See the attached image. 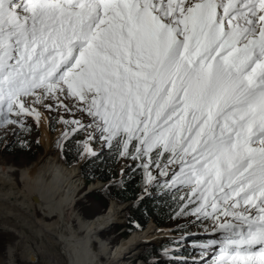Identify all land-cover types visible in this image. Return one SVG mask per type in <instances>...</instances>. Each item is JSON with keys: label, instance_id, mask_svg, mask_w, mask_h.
<instances>
[{"label": "snow or ice", "instance_id": "snow-or-ice-1", "mask_svg": "<svg viewBox=\"0 0 264 264\" xmlns=\"http://www.w3.org/2000/svg\"><path fill=\"white\" fill-rule=\"evenodd\" d=\"M42 110L209 222L167 264H264V0H0L4 141Z\"/></svg>", "mask_w": 264, "mask_h": 264}, {"label": "bare ground", "instance_id": "bare-ground-1", "mask_svg": "<svg viewBox=\"0 0 264 264\" xmlns=\"http://www.w3.org/2000/svg\"><path fill=\"white\" fill-rule=\"evenodd\" d=\"M46 115L48 114L46 113ZM46 115L43 114L40 118V129L43 131L44 147L46 151H50L56 138L51 137L53 132L49 131V118ZM56 134L58 136V131ZM63 165L69 169L60 165L56 156L46 154L41 161L34 163L31 167L23 168L24 185L21 182L22 186L16 179L17 173L14 169L0 167V226L12 227L13 230L10 231H13L12 234L17 235L19 239L16 247L21 250L20 258L26 262L31 261L35 256L44 258L50 247L47 242H54L66 257H63L59 264H101L97 256L98 253L94 252L92 245L97 241L94 239L97 236L92 238L93 233L86 229L94 227V230L98 229L97 232H99L105 226H109L112 221L117 220L114 219L117 216L123 215V218L129 204L124 203L125 205L121 207L117 206L114 213H110L104 219L98 220L92 217L91 220H85L76 213L75 207L77 203L75 198L79 189L75 178L80 175L79 167L77 165L68 166L64 162ZM73 166H76L79 171ZM70 169L74 170L77 175ZM95 185L91 188H94ZM100 187L99 183L94 189L97 190ZM32 197L39 202L47 203L46 208L43 204V215L33 208L35 202ZM52 211L56 213L47 214ZM45 215H48L50 219H47ZM74 217L80 224L79 228L73 223ZM155 226L157 228L150 225L143 231H133L129 238H127L128 236L123 237L124 240L121 239L122 241L118 242L113 251H109L108 245L104 242L101 251L105 255L109 253L108 260L104 264L117 262L126 253H131L142 244L147 243L159 227ZM82 231L85 232L81 234ZM102 240H100V244ZM38 241L41 242V246ZM12 250L15 249L12 248ZM14 260L13 257L11 264H15ZM44 262H48L47 259ZM138 264H142V262Z\"/></svg>", "mask_w": 264, "mask_h": 264}, {"label": "rangeland", "instance_id": "rangeland-1", "mask_svg": "<svg viewBox=\"0 0 264 264\" xmlns=\"http://www.w3.org/2000/svg\"><path fill=\"white\" fill-rule=\"evenodd\" d=\"M45 112V113H43ZM41 114V117L43 114L46 115V113H48L49 117H50V122H53V113L57 114L56 117H58V115H61L63 112H47V111H43ZM48 115H46L48 117ZM70 115H72V119L75 118H80L81 121L87 122V117L81 115L79 112L73 114L70 113ZM67 119H70L69 117H66ZM26 121L28 120V118H26ZM49 124V123H48ZM42 126V123H41ZM54 130L52 131V135L51 137L54 139V143H53V147H51L50 151H46L44 144L42 142V137H43V131H41V129H39V131L37 133L31 134V135H27L24 138H20V133L16 131V135H11V133H9L8 135V140L5 142L3 139V135H0V167L4 168V167H10L11 169H14L17 173L16 175V179L17 181L21 184H23V180H24V175H23V168L25 169L26 167H31L34 163L41 161L42 158L45 157L46 154H48L49 156H56L59 159V163L60 165L66 167L65 165H63V162L66 163L63 159V154H62V147H63V143L60 141L61 138H59V132H61L63 130V125H55L54 126ZM60 128V129H59ZM58 131V136L56 134V132ZM88 132H91V129L88 130ZM88 132H84V131H80L79 135L81 136V138H83V135H86ZM76 136H78V134L75 133ZM18 138V140L20 141H26L27 146L26 149H29L28 152H21V153H16V152H9V150H6L5 147V143H9L10 140H15ZM80 139H76L77 143H81L82 140ZM37 143V147L34 146L33 144ZM100 147L99 144L96 145V149H98ZM83 149L80 150V152H82ZM79 152V153H80ZM78 153V155H79ZM84 157V158H83ZM80 160V162L78 163H73L70 165H78L80 166L79 170V176L75 173L74 170H71L74 174L77 175V177L75 178V182L76 184L79 186V189L77 191L76 194V213H78V215H81L85 220H91L92 217L96 216L98 219H104L107 215V211L110 210V212L113 214L114 210L116 209L117 206H123L125 205L124 203H126L127 205L129 204V208H130V202H122L121 204L118 203H114V204H110L109 202L111 201V199L108 200L107 205L104 206V201H103V196L100 195L99 193H97L99 191L100 188H102V186L104 185V181L98 179L96 181H92L90 183H86L85 179L82 177L81 175V164L83 161H85V159L87 158V155L83 156ZM61 159V160H60ZM83 160V161H82ZM62 163H61V162ZM82 161V162H81ZM67 164V163H66ZM130 162L125 161V160H120L119 164H118V169H119V177L120 174L122 172V169L126 168L127 165H129ZM69 165V164H67ZM68 168V167H66ZM69 169V168H68ZM78 170V171H79ZM13 176V174H12ZM21 178V179H20ZM84 179V180H83ZM74 181V180H73ZM101 184V187L99 189H94L97 184ZM21 184V186H22ZM94 184H96L94 186V188H91ZM24 185V184H23ZM24 188H26L24 186ZM86 193V194H85ZM86 195V196H84ZM34 202H35V210H37V212L39 214L43 215V208L47 207V203L41 201H37L35 200L34 197H32ZM115 201V200H114ZM117 202V201H116ZM120 203V202H119ZM43 204H45V206L43 207ZM109 204V205H108ZM39 205V207H38ZM129 208L126 211V216L124 218H122V216L120 217H116L114 219H117L116 222L112 223L109 226H105L103 229H101L99 232L98 229L94 230L95 228L92 227L91 229L88 228L86 229V231H90L91 233H93V237L94 236L97 238V241L92 244L93 245V250L94 252L98 253V258H99V262L101 264H104L107 262L108 260V254L109 253H105L103 254V251H101L102 245L105 242L106 245H108L109 247V251H113L115 250L114 247H116V245L118 244V242L123 239V235L122 232L125 231V223L127 221V216L129 214ZM107 209V210H104ZM56 212L52 211L49 212L47 214H55ZM101 213V214H100ZM40 215V216H42ZM119 215V213H118ZM45 217L47 219H50V217L48 215H45ZM8 224H10L9 222H7ZM73 223L75 224V226H77L78 228L80 227L79 222H77V219L74 217L73 219ZM182 223V224H180ZM208 221H205V223L203 225L207 226ZM94 224V222H93ZM155 223L153 221H150L148 223V225L146 226L145 229H147L150 225H152L153 227L157 228L155 225ZM180 224V225H179ZM199 221L194 217V218H186V219H172L170 221H168L164 227L159 226L158 229L155 232V235L151 238V240L147 241V243L142 244L141 246H139L136 250H133L131 253H126L119 261L114 262L112 264H138L141 263V261H143L141 259V257H138L139 255H141L143 252H145V250L151 248L152 246H154L155 244H161L163 242V238L167 237L168 235H172L171 232L173 231V228L179 227V226H185L190 228V230H196L198 229L200 226L199 225ZM119 226H124L123 228H118ZM202 226V225H201ZM2 228H0V261H8V264H11L13 257L15 258L14 263L15 264H59V262L61 261V259L63 257H65V254H62L63 251H61L57 245L54 242H47V244L50 246L49 247V251L48 253L45 254L44 258L35 256V258L31 259V261H25L24 259H21V250H19L16 246L18 243V236L13 235L12 232L10 230H13L12 227L9 226H0ZM161 227V228H160ZM143 231V230H142ZM85 231H82L81 234H83ZM131 236L128 235L127 238H129ZM200 238H204L207 239V235L206 234H199L197 235ZM99 238V239H98ZM103 240H102V239ZM125 238V239H127ZM100 240L101 244H100ZM105 240V241H104ZM124 240V239H123ZM99 241V244H98ZM122 241V240H121ZM120 241V242H121ZM39 245L41 244L40 241ZM41 246V245H40ZM12 248H14L15 250H12ZM142 249V250H141ZM141 251V252H140ZM60 253V254H59ZM194 253V252H193ZM197 254V253H194ZM13 255V256H12ZM66 258V257H65ZM47 259L48 262H44V260ZM52 259V260H51ZM51 261V262H49Z\"/></svg>", "mask_w": 264, "mask_h": 264}, {"label": "trees", "instance_id": "trees-1", "mask_svg": "<svg viewBox=\"0 0 264 264\" xmlns=\"http://www.w3.org/2000/svg\"><path fill=\"white\" fill-rule=\"evenodd\" d=\"M69 128L70 127H68V129ZM73 134H71L72 138L63 142L64 145L62 147L63 159L67 164H69L68 166H72L70 164L80 162L82 158L78 155V153L80 152L81 147L83 148V143L76 142V139H80L81 136L78 134V136L75 135L73 137ZM81 140L84 142L86 138H81ZM33 145L37 147V143H34ZM65 145L70 146L68 151H65ZM26 146L27 143L23 144L20 140H10L8 147H4V149L6 148V150H9L11 153L28 152L29 149H26ZM86 160L88 163L83 161L81 164V175L85 179L86 183H90L98 179L104 181V185L97 192L103 196L104 206L107 205L109 199H112L109 202L110 204L117 202L131 203L130 208L128 207L129 214L124 225V229L126 230L122 232L123 237H127L135 230L145 228L150 221H153L158 226L164 227L168 221L178 219L173 214V210L176 208V203L172 197H163L159 191L151 197L143 194L145 184L144 174L141 170L137 169L133 173L135 179L125 177L124 174L119 177L118 164L121 158L113 156L110 152H105L98 160H93L91 157ZM76 169L78 170L77 167ZM110 213L111 212L109 210L106 215H109ZM93 218L98 219L96 216ZM98 220H101V218ZM116 221L117 220H114L112 223ZM124 226H119L118 228L120 229ZM139 257H141L146 264H157V261H160V264H167L164 257L163 245L155 244L151 248L145 250V252L139 255Z\"/></svg>", "mask_w": 264, "mask_h": 264}, {"label": "built area", "instance_id": "built-area-1", "mask_svg": "<svg viewBox=\"0 0 264 264\" xmlns=\"http://www.w3.org/2000/svg\"><path fill=\"white\" fill-rule=\"evenodd\" d=\"M142 260H143V259H142ZM141 262H142V264H146L144 260H143V261H141Z\"/></svg>", "mask_w": 264, "mask_h": 264}]
</instances>
